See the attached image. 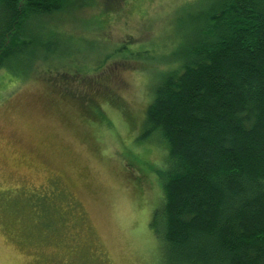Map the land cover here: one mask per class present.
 Listing matches in <instances>:
<instances>
[{"label": "rangeland", "instance_id": "obj_1", "mask_svg": "<svg viewBox=\"0 0 264 264\" xmlns=\"http://www.w3.org/2000/svg\"><path fill=\"white\" fill-rule=\"evenodd\" d=\"M193 1H78L44 18L47 55L0 80V264H161L166 150L143 123L211 0Z\"/></svg>", "mask_w": 264, "mask_h": 264}, {"label": "trees", "instance_id": "obj_2", "mask_svg": "<svg viewBox=\"0 0 264 264\" xmlns=\"http://www.w3.org/2000/svg\"><path fill=\"white\" fill-rule=\"evenodd\" d=\"M78 1L0 0V80L47 55L36 31ZM181 50L143 123L166 150L150 222L161 264H264V0H211Z\"/></svg>", "mask_w": 264, "mask_h": 264}]
</instances>
